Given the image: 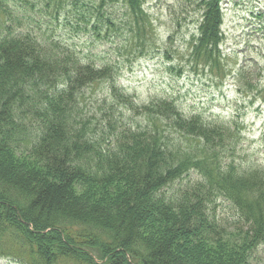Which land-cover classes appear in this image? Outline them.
<instances>
[{"label":"trees","instance_id":"1","mask_svg":"<svg viewBox=\"0 0 264 264\" xmlns=\"http://www.w3.org/2000/svg\"><path fill=\"white\" fill-rule=\"evenodd\" d=\"M144 2L0 0V257L252 264L264 244V162L240 150L244 121L186 109L179 97L138 103L116 86L121 51L157 44ZM219 2L194 1L203 20L188 58L224 74ZM63 29L109 41L122 31L128 43L103 62L62 40ZM105 80L109 95L80 97Z\"/></svg>","mask_w":264,"mask_h":264},{"label":"rangeland","instance_id":"2","mask_svg":"<svg viewBox=\"0 0 264 264\" xmlns=\"http://www.w3.org/2000/svg\"><path fill=\"white\" fill-rule=\"evenodd\" d=\"M192 1V0H191ZM197 1V0H193ZM179 2V3H178ZM17 4V3H16ZM19 11L36 14L39 8L30 9L24 3L17 4ZM224 10L222 40L219 50L223 57L224 71L206 68L195 69L189 62L190 38L198 33L202 18L194 2L190 0H146L145 7L154 18V34L158 33L157 44L150 51L141 47L133 55L118 48L125 45V38L115 33L112 42L94 41L91 35L59 30L63 40L75 41L82 48H94L121 60L117 85L136 97L138 103L149 102L157 97H180L186 109L201 108L222 115L241 116L246 121L247 134L242 141L241 151L259 163L264 162V0H222ZM171 9V10H170ZM117 8L116 11H120ZM22 12V11H21ZM171 12V14H170ZM119 17V14L116 15ZM173 36L172 39L169 36ZM91 36V37H90ZM122 37V38H119ZM128 43V40L126 39ZM113 47V48H112ZM114 49L115 52L109 53ZM149 50V49H148ZM175 68V69H172ZM183 72H179V69ZM201 69V70H200ZM177 70V71H176ZM248 72L251 81L262 89L244 86L239 72ZM242 81V82H241ZM109 81H94L86 86L80 97H105L109 95ZM20 161L30 159L23 150L15 151ZM221 212V209H220ZM233 212L230 211V214ZM229 214V213H228ZM233 231V228L231 229ZM16 256L0 258V264H22ZM252 264H264V244L253 253Z\"/></svg>","mask_w":264,"mask_h":264}]
</instances>
